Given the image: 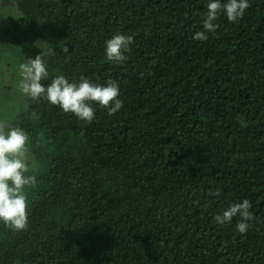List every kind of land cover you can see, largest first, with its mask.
<instances>
[{"label": "trees", "instance_id": "16d2710c", "mask_svg": "<svg viewBox=\"0 0 264 264\" xmlns=\"http://www.w3.org/2000/svg\"><path fill=\"white\" fill-rule=\"evenodd\" d=\"M13 1L1 49L54 50L45 86L114 80L123 107L94 102L88 124L28 97L7 122L37 184L27 230L0 221V264H264V0L203 42L209 0ZM117 32L134 37L122 65L106 59ZM244 199L246 234L214 222Z\"/></svg>", "mask_w": 264, "mask_h": 264}, {"label": "clouds", "instance_id": "9594fccd", "mask_svg": "<svg viewBox=\"0 0 264 264\" xmlns=\"http://www.w3.org/2000/svg\"><path fill=\"white\" fill-rule=\"evenodd\" d=\"M248 0H209L206 19L203 21L204 31L195 33L193 39L207 41V33H215L219 24L214 23L220 13H224L230 22H237L249 8ZM134 37L117 32L106 41V59L113 64L122 65L128 60ZM67 54L68 47H62ZM54 50L43 51L34 59L28 58L19 64L22 79L18 87L21 92L33 100L46 99L50 104L60 107L65 113L74 114L79 120L91 124L95 119V109L92 104L98 103L100 108L107 109L109 116L114 115L123 107L118 82L108 80L106 86L93 83L88 78L80 77L79 82H69L64 75H57L47 86L42 81L47 80L46 56L54 55ZM29 134L20 127H12L6 121H0V221L15 231L28 228L29 199L26 189L36 187L35 175H29ZM220 189L209 191V196L221 195ZM251 202L233 203L214 217L219 225L231 224L234 217L239 216L236 229L246 234L254 220L251 212Z\"/></svg>", "mask_w": 264, "mask_h": 264}, {"label": "rangeland", "instance_id": "374dc122", "mask_svg": "<svg viewBox=\"0 0 264 264\" xmlns=\"http://www.w3.org/2000/svg\"><path fill=\"white\" fill-rule=\"evenodd\" d=\"M0 1L1 23L4 20L3 18H9V15L14 14L16 10L13 0ZM39 49H43V46H31L18 50L0 48V121L8 122L22 108H26L24 101L28 97L18 87L22 79L19 72V64L26 62L28 58L34 59ZM29 164L34 167L35 161L33 157L29 158Z\"/></svg>", "mask_w": 264, "mask_h": 264}]
</instances>
